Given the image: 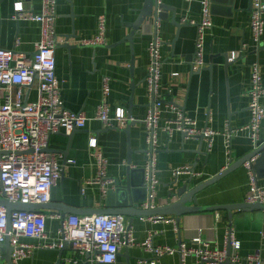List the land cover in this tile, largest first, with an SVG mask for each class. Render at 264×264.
Returning <instances> with one entry per match:
<instances>
[{"label":"crops","instance_id":"0c3cea01","mask_svg":"<svg viewBox=\"0 0 264 264\" xmlns=\"http://www.w3.org/2000/svg\"><path fill=\"white\" fill-rule=\"evenodd\" d=\"M203 1L162 0L164 14L159 34L163 59L161 96L166 104L161 126L164 128L176 119L177 114L170 108L175 105L195 120L198 128L212 129L218 135L210 149L204 138H188L177 131L170 138L167 132H159L161 150L157 155V168L160 184L156 189L155 208L172 203L169 196L176 189L175 169L191 166L197 174L192 178L193 184L198 186L225 171L231 158L234 164L253 152L246 131L235 134L230 145L225 134L250 123L249 92L256 64L260 66L264 85V36L258 49L251 29L254 0H210L213 27L205 38L206 67L199 69L193 62L198 26L203 19ZM262 2L264 4V0ZM145 3L146 0H57L56 87L61 92L63 106L71 112H83L94 118L102 100L103 81L109 78L111 111L114 113L123 108L132 119L131 122H118L117 128L111 130L104 129L100 122L92 119L84 130L70 135L62 131L52 136L49 149L58 158L62 176L52 190L49 204L64 205L81 212V215L67 214L66 218L94 216L86 213L117 208L127 199L124 192L117 194L122 191L119 188L125 187L129 180L136 186L144 181L148 147L143 121L149 106L148 47L152 40L153 18L146 20L134 33L132 43L125 39L133 31L132 26ZM19 8L25 14L40 15L43 0H0V47L14 50L16 41L20 40L16 50L30 56L40 40L41 24L14 20ZM102 17L106 20L107 45H82L83 41L98 36ZM232 54L240 56L233 61ZM26 100L28 103L38 100L36 83L29 87ZM0 102H6L1 94ZM91 139L97 140L98 149L107 158V174L116 181L114 185L103 187L98 183V168L89 147ZM262 144L264 120L260 146ZM259 170L258 180L263 186L264 161ZM188 179L190 177L183 176L179 181ZM251 195V178L243 165L208 186L197 197L200 206L212 207L248 203ZM41 213L47 218L50 237L56 238L61 220L53 216L62 213L56 210ZM233 216L231 220L227 211L198 212L184 216L179 224L172 217L156 221L136 217L130 230L137 243L152 237L156 247L179 250L174 255L160 257L159 264H212L202 262L196 256L184 257L180 247L225 250L228 228H232L240 243L238 253L243 262L255 256L264 259V211H237ZM125 220L128 227L132 219L125 217ZM196 238H200L203 244L194 243ZM21 242L40 243L32 238H22ZM126 249L128 253L118 256V264H150L155 259L152 253L141 247ZM3 256L7 257L8 251ZM62 257L77 258L72 249L66 250ZM58 259L57 251L37 250L32 258L19 264H56Z\"/></svg>","mask_w":264,"mask_h":264},{"label":"built area","instance_id":"2783aa9c","mask_svg":"<svg viewBox=\"0 0 264 264\" xmlns=\"http://www.w3.org/2000/svg\"><path fill=\"white\" fill-rule=\"evenodd\" d=\"M152 25V40L148 47L150 65L147 74L149 95L148 114L143 121L146 128V164L145 185L147 199L141 204L143 210L154 209V201L158 178L157 155L161 150L158 134L162 130L171 138L174 132H181L188 138H204L211 149L218 133L212 129L198 128L195 120L187 117L177 106H170L177 114L175 120L168 122L162 128L161 120L165 101L161 96V81L163 59L161 56L162 41L160 38L162 0H156ZM57 0H43V10L40 15L25 14L20 8L14 20L34 21L41 24V37L36 44L35 52L28 56L17 51L20 40L16 41L14 50L0 47V94L5 103L0 102V201L25 205L49 204L52 190L62 176L58 158L48 152L53 135L65 132L70 135L78 130H84L93 119L102 124L106 130L117 128L118 122H131L126 111L118 108L111 111L109 97L111 94L110 79L105 78L102 87V100L94 118L85 113H74L66 109L61 102V92L56 87V50L57 39ZM1 22V16H0ZM213 27L210 0L203 1V19L198 26V37L194 56V66L199 69L206 67L205 38L207 31ZM251 29L253 40L260 49L264 36V4L262 0H254ZM86 46H106V20L100 18L99 34L94 40L83 41ZM245 47V46H244ZM240 55L232 54L233 61ZM176 76V75H175ZM37 84L38 100L28 103L26 100L29 87ZM250 97V123L238 130H229L225 134L230 145L235 134L247 132L253 146V151L259 148L261 128L264 120L263 77L260 66H253ZM89 147L98 168V183L103 187L114 185L116 181L107 174L108 160L98 149L96 139H91ZM258 157L244 164L251 178L252 195L248 203H260L264 206V185L259 184L255 170ZM73 164V161H70ZM233 164L229 160V167ZM227 167V169L229 168ZM176 181L180 177L197 176L191 166H183L174 170ZM61 220L56 238H51L48 232L47 218L41 212L14 211L10 216L7 209L0 205V264L3 258V248L7 241L14 249L13 264H19L24 259L32 258L37 250L65 252L72 249L76 253L73 258H61L62 264H118V256L122 249L129 246L141 247L154 255L150 264H159L158 259L165 255H174L178 249L156 247L152 237L143 243H137L132 237V231L126 226L125 217L121 215H94L88 217L69 216ZM150 220H161L162 217H149ZM264 239V232L262 233ZM22 238H32L40 243L32 245L21 242ZM225 250L197 249L181 245L180 252L184 257L196 256L202 262L225 264L228 259L233 264H264L260 257H250L245 262L240 258L238 250L240 243L236 240L232 228H228ZM44 241V242H42ZM194 243L203 244L200 238ZM208 247V246H207ZM228 248L231 255L228 256Z\"/></svg>","mask_w":264,"mask_h":264},{"label":"water","instance_id":"95a60500","mask_svg":"<svg viewBox=\"0 0 264 264\" xmlns=\"http://www.w3.org/2000/svg\"><path fill=\"white\" fill-rule=\"evenodd\" d=\"M158 8L156 0H146L144 8L141 10L140 15L137 21L133 24L132 29L133 31L127 36L125 40H128L132 43V37L134 33L140 30L143 25L145 24L146 20L154 16L155 10ZM162 12L159 15L160 20H163L164 14V6L163 4L160 6ZM123 40V42L125 41ZM229 60V57L227 56ZM230 64V63H229ZM130 124V123H129ZM129 132V127L127 128V133ZM68 142L70 144V137H68ZM48 152L52 151L48 148ZM55 151V150H54ZM255 170L256 172L261 175L259 168H261L263 161H264V144L259 146L256 150L251 152L248 156L243 158L237 163L232 164L228 169L223 171L220 175L208 180L207 182L200 184L198 186H194L193 179L190 178L188 180H181L176 181L175 186L176 189L172 192L169 196V200L172 203L162 206L160 208H154L151 210H143L141 204L145 202L147 199V190L145 185V170L144 172V181L141 185L136 186L134 185L131 180L127 182L125 187L119 188L122 191H119L117 194H121L124 192L126 194V202L123 204L118 205L117 208H107L105 210H90L87 212V215H121L123 217L131 218V222L128 225V228L131 229L133 225V220L137 218H149V217H162L168 218L172 217L176 220L177 224L181 222V219L184 216L195 214L198 212H217V211H227L229 213L230 219L233 220V213L237 211L249 212L253 210H263L264 206L260 203H241V204H231V205H221V206H212V207H203L200 206L198 202V194L206 189L208 186L216 183L223 177L227 176L229 173L233 172L234 170L238 169L239 167L243 166L246 162L255 159ZM139 194V195H138ZM0 205L4 206L9 215V231L11 229L10 225V216L11 213L14 211H21V212H42L45 210H56L61 212V217L64 220L67 214H74V215H81V212L77 209L67 208L66 206H58L54 204H42V205H34V204H21V203H11L8 200H1ZM85 214V213H84ZM83 215V214H82ZM8 251V256L2 258L1 264H13L12 255L14 253V249L10 244L9 238L4 245L3 252ZM63 251L59 252V259L56 264H62L61 258L63 256ZM124 253H128L126 248L122 249L119 255ZM231 255V249L228 248V256ZM225 264H233L230 259L226 261Z\"/></svg>","mask_w":264,"mask_h":264}]
</instances>
